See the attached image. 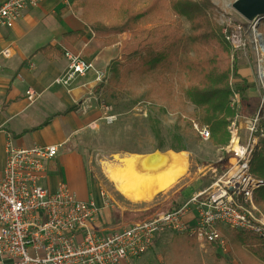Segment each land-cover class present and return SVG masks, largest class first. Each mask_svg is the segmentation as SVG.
Listing matches in <instances>:
<instances>
[{
    "label": "rangeland",
    "instance_id": "374dc122",
    "mask_svg": "<svg viewBox=\"0 0 264 264\" xmlns=\"http://www.w3.org/2000/svg\"><path fill=\"white\" fill-rule=\"evenodd\" d=\"M82 1L85 0H63V4L71 7L74 3ZM211 1L214 5L211 15L222 26L227 39L237 50L239 58L236 67L249 79L251 90L252 107L249 109V106L241 104V113L230 125L231 140L225 146L214 145L210 137L203 139L199 136L195 125L191 127L186 123L188 119L195 120L196 108L184 100L178 84L174 83L172 98L167 97L158 86L154 87L147 81L134 78L126 80L123 76L120 78V80L124 79L122 84H112L107 87L111 63L121 56L122 43L130 38V33L124 32L119 36L118 43L106 45L98 41L95 34L89 31V39L86 38L78 46V51L80 50L82 55L92 62L93 76H83L85 78L82 83L88 84L89 91L80 103L76 127L71 128L68 140L63 145H58L59 154L75 155L73 163L83 171L81 179L75 166L72 171L70 170L71 172L68 169L65 171L67 183L74 192L81 196L87 194L89 198L96 192L106 194L109 202V209L105 211L103 218V228L106 230L123 228L144 219L148 220L160 213L178 209L194 192L206 189L229 170H234L232 166L236 158L229 150L234 147L235 142L236 145H247L259 141V136L252 134V122L255 119L264 122V48L261 46L260 38L262 37L264 42V17L247 20L234 9L233 4L236 0ZM94 2L96 0H90V7L86 12L83 7L74 13L82 18L84 12L91 21L101 20L108 23L107 16ZM133 2L136 8H141L147 3L146 0H133ZM160 22L158 19L142 28H153ZM164 22L180 25L187 35L192 32L191 22L186 17H179L173 12L167 13ZM91 50H99V55L91 56ZM231 61L233 63V59ZM64 74L66 71L60 76ZM102 82L105 83V87L97 91L98 84ZM38 94L40 96V93ZM233 96L236 101L239 100L238 94ZM151 115H156L161 120V128L166 139L165 147L171 144L174 133L180 132L185 136V150L177 151L166 147L161 151L187 152L190 159L189 173L172 190L160 193L152 202L135 203L114 189L103 172V165L105 161H115L117 154H145L156 151L157 140L149 122ZM247 119H250V124ZM194 122L203 127L196 120ZM54 139L55 135L47 133L43 142L54 143L56 142ZM252 156L249 158L250 168ZM65 168L66 166L64 170ZM254 204L258 207L256 203ZM232 231L234 230H223V234L236 259L231 254L229 258L223 257L210 245L202 247L184 234L170 233L162 236L163 239L158 240L155 247L151 248L148 253L150 259L147 262L145 258H140L137 263L261 264L247 248L234 242Z\"/></svg>",
    "mask_w": 264,
    "mask_h": 264
},
{
    "label": "built area",
    "instance_id": "2783aa9c",
    "mask_svg": "<svg viewBox=\"0 0 264 264\" xmlns=\"http://www.w3.org/2000/svg\"><path fill=\"white\" fill-rule=\"evenodd\" d=\"M41 1L0 0V33L13 28L27 9ZM10 54L9 47L0 45V61ZM65 54L66 74L53 84L69 86L94 68L81 52ZM38 95L27 90L31 102ZM194 125L203 139H209L207 127ZM238 147L229 150L236 158L235 171L194 192L178 209L106 230L103 218L109 202L104 192L98 199H82L64 181L54 189L46 183L48 163L58 155V145L19 147L9 141L6 158L0 160V255L8 261L0 264H138L158 238L170 233L186 234L202 247L214 245L229 258L223 230L249 231L264 238V213L254 204V192L264 180L255 177L249 166L255 143Z\"/></svg>",
    "mask_w": 264,
    "mask_h": 264
},
{
    "label": "trees",
    "instance_id": "16d2710c",
    "mask_svg": "<svg viewBox=\"0 0 264 264\" xmlns=\"http://www.w3.org/2000/svg\"><path fill=\"white\" fill-rule=\"evenodd\" d=\"M146 2L143 7L136 8L133 0L119 2L96 0L94 3L107 16L108 23L87 18L84 12L90 7V0L62 8V13L85 8L82 14L85 27L64 32L65 46L73 50L89 31L95 34L97 40L107 45L118 43L119 36L124 32L130 33V38L122 43L121 56L111 63L107 87L122 84L124 79L120 78L123 76L126 80L134 78L147 81L154 87L158 86L167 97L172 98L174 83L178 84L184 100L196 108L195 120L208 128L213 144L219 147L229 144L230 125L241 113V104L249 106V109L252 107L251 90L249 79L236 67L239 58L237 50L227 39L222 26L211 15L214 8L212 1L146 0ZM168 12L186 17L191 22V34H185L180 25L165 23L164 18ZM158 19L161 22L153 28H142ZM49 49L51 47L47 46L42 50ZM104 87L105 83L102 82L98 84L96 90ZM235 94L239 95L238 101L233 100ZM195 120L191 118L186 123L194 127ZM149 122L157 140L156 150L166 147L177 151L185 150L183 134L174 133L171 144L165 147L166 139L160 118L151 115ZM262 123L264 124L259 121L256 127L255 134L259 136V141L252 156L250 169L255 177L264 180ZM254 201L264 213V186L255 190ZM232 234L234 242L247 248L261 264H264L262 236L243 230H234ZM230 254L236 259L232 252Z\"/></svg>",
    "mask_w": 264,
    "mask_h": 264
},
{
    "label": "crops",
    "instance_id": "0c3cea01",
    "mask_svg": "<svg viewBox=\"0 0 264 264\" xmlns=\"http://www.w3.org/2000/svg\"><path fill=\"white\" fill-rule=\"evenodd\" d=\"M66 6L63 0H42L38 7L27 9L13 28L3 29L0 33V45L11 50L10 56L0 61V160L6 158L9 141L19 147L63 145L71 135V128L76 127L80 103L89 91L88 84L82 83L85 77L78 76L69 86L53 84V81L68 68L69 61L63 50L79 53L78 46L86 38L89 39V32L73 50L65 46L64 32L85 27L83 19L76 16L74 11L62 13V8ZM47 46L51 49L43 51ZM90 54L97 56L99 50H91ZM92 71L86 76L92 77ZM30 88L40 93L33 102L27 97ZM47 133L55 135L56 142L44 144L43 138ZM74 156L58 153L49 161L46 183L50 188L54 189L60 181L67 183L65 171H70L74 166L80 179L83 177V171L73 163ZM98 194L93 193L90 197L98 199ZM78 196L89 198L87 194ZM161 239L158 238L156 242ZM210 246L222 255L216 246ZM154 247L155 244L152 249ZM148 253L142 257L146 262L150 259ZM4 260L8 261L0 255V263Z\"/></svg>",
    "mask_w": 264,
    "mask_h": 264
},
{
    "label": "bare ground",
    "instance_id": "6f19581e",
    "mask_svg": "<svg viewBox=\"0 0 264 264\" xmlns=\"http://www.w3.org/2000/svg\"><path fill=\"white\" fill-rule=\"evenodd\" d=\"M261 69L263 74V66ZM247 122L250 124V119ZM257 122L258 119L252 134L256 132ZM234 145L240 150L236 142ZM189 166L187 152L157 150L145 154H117L115 161H105L103 172L120 195L131 202L144 203L152 202L160 193L172 190L188 176Z\"/></svg>",
    "mask_w": 264,
    "mask_h": 264
},
{
    "label": "water",
    "instance_id": "95a60500",
    "mask_svg": "<svg viewBox=\"0 0 264 264\" xmlns=\"http://www.w3.org/2000/svg\"><path fill=\"white\" fill-rule=\"evenodd\" d=\"M233 7L238 13L250 21L264 17V0H236ZM259 36L261 35L259 34ZM260 38L261 46L264 48L262 37Z\"/></svg>",
    "mask_w": 264,
    "mask_h": 264
}]
</instances>
